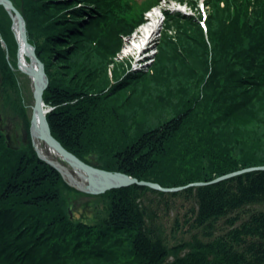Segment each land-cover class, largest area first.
<instances>
[{"label": "trees", "instance_id": "16d2710c", "mask_svg": "<svg viewBox=\"0 0 264 264\" xmlns=\"http://www.w3.org/2000/svg\"><path fill=\"white\" fill-rule=\"evenodd\" d=\"M11 1L45 65L52 135L86 163L165 188L264 166V0H208V41L195 18L166 12L176 40L166 37L151 73L123 70L114 81L123 38L158 0ZM12 26L0 5L12 58L0 43V72L17 91ZM68 191L77 190L30 139L12 150L0 131V264H264V171L174 193L110 190L97 197L109 212L95 223L76 217ZM176 201L205 240L169 245L152 206Z\"/></svg>", "mask_w": 264, "mask_h": 264}, {"label": "rangeland", "instance_id": "374dc122", "mask_svg": "<svg viewBox=\"0 0 264 264\" xmlns=\"http://www.w3.org/2000/svg\"><path fill=\"white\" fill-rule=\"evenodd\" d=\"M137 1L141 2L142 0H137ZM207 2L208 0H158L157 4L153 6V8L154 10H156L159 16L158 18L160 21L159 29L156 31L154 37H152L149 40L146 39L144 42H143V38L137 37L136 39H133L137 34L141 36L137 29L123 38L121 49L118 52V55L114 57L115 63L120 64L119 68L117 67L118 70L115 71V67H116L115 63L109 65L110 77L112 81H114L116 76L119 74V72L123 70H126V74L131 71H138V70H142L144 73L148 71L149 73H151L150 69L155 63V58L159 52L160 45L163 43V41H165L166 37H170L172 38L173 41H175L178 35L176 26L172 24H171L172 26L167 25V22L165 20L166 12L173 16L180 15L183 17L185 16L189 18L190 17L195 18V20L204 29L208 41L207 21L211 14L212 7L211 5L207 4ZM224 5H225L224 3H221L222 7ZM230 12H231V7H230ZM149 13L150 12L148 11L144 12L145 21L142 24H140L141 26L147 21ZM12 30L15 34L17 43H19L18 33L16 32L15 29L14 20H13ZM0 43L8 63L11 64L12 58L8 49V45H6L7 43L5 42V38L1 32H0ZM26 60L27 62H29V64L32 63L30 58L27 57ZM16 61H17V69L15 68L13 69L19 73L17 76L18 79V86H17L18 89L16 88L17 91L15 90V87H10L9 89L5 87V84H3L4 78L2 77L0 72V129H1L0 131H2V133L5 135V141L8 145L7 136L12 135V131L14 130L16 137L18 139V144L20 145V149H21L23 145H27L29 143V139L31 141L30 128H31L33 111L35 107V97H34L31 78L29 77V75L22 72L19 68V62H20L19 47L17 51ZM149 87H154V86H149ZM46 108L49 107L46 105ZM166 116L167 115H164L163 118H165ZM156 121L158 122V120L152 119L150 122L156 123ZM27 122L29 123L28 126H27ZM39 146L40 148L37 146L38 150L43 157L59 164L60 166H62L63 169L71 172V175H73L77 179L78 182H74L70 177L66 175V173H63L62 171L63 173L62 174L59 171L63 179L65 180L66 184L70 188L77 190L76 193L73 191H68V195L65 193V196L67 197L66 198L67 204H69V200H70L69 206L71 207V209H73V211L76 212V217L81 219L83 216L85 220H87L88 222H94V223L95 221L100 222L102 218L105 217V215H107L109 212L107 210L106 213L104 207H101L103 205L100 203V200L97 199V197L102 194L94 195L75 188L74 185H76V183H81L80 185L83 187L86 186L87 183H85V181L83 180V176L77 173V171L70 164L64 161L56 152L52 151V149L50 150V148H48V146H46L44 142H40ZM254 167H258V166H254ZM150 198L159 199L153 195ZM97 203H99L101 206L99 207L98 204V206L95 207ZM182 203L183 201H176L175 204L170 203V205H172L173 208L172 206L170 208H166L164 204L157 207L156 206L157 203H154V205L152 206V208H154V210L157 213L156 225L160 226L161 229H163L164 232L163 236L167 239L171 247L176 244H184L186 242H191L193 241L195 236L203 240L206 239L205 231L202 232L200 229H192L191 224L185 222L186 218H188V216L185 217V215L189 206L186 205L185 207L182 208V210H180L181 208L180 205ZM80 205L84 207L79 208ZM84 208L86 209L88 208L86 213H89V215H83ZM259 208H264V207H259ZM224 227H225L224 222L223 221L219 222L218 231L216 232V235H219L220 233H224L223 232ZM185 252L186 251H184L183 254H185Z\"/></svg>", "mask_w": 264, "mask_h": 264}, {"label": "water", "instance_id": "95a60500", "mask_svg": "<svg viewBox=\"0 0 264 264\" xmlns=\"http://www.w3.org/2000/svg\"><path fill=\"white\" fill-rule=\"evenodd\" d=\"M0 5L4 6L7 9L13 18L14 21H17L18 24V41L19 47L21 45H25L30 53L29 58L35 66V69L30 68L29 70H24L22 67L21 61L19 62V68L22 72L29 75L32 80L33 92L35 97V107L33 111V116L31 120V128H30V137L32 144L34 145L38 155L40 158L55 166L61 173L62 170L59 168V164L50 161L43 157L38 150L37 145L34 140V130L37 129V135L39 139L46 144L50 149L56 152L64 161L70 164L75 170L81 172L83 176V180L85 181L86 186H81L80 184L74 185L75 188L82 190L87 193H91L94 195H99L106 193L110 190L120 189L123 187H128L132 185H138L143 187H149L152 189L159 190L165 193H174L182 191L189 187H201L208 186L211 184L220 183L222 181L246 174L255 171H264V166L258 167H250L246 169H242L239 171H235L221 177H218L210 182H196L189 184L183 187H173V188H165L161 185L149 181L139 180L137 178L131 177L125 173L121 172H112L107 171L96 166L90 165L80 159L78 156L68 151L53 135L51 132V128L47 121L46 110H44V93L49 85V80L45 71L44 63L39 59L36 54V48L30 44L28 40V33L26 27V21L21 14V12L15 7L14 3L11 0H0ZM20 50V49H19ZM37 123V127H36ZM27 139V136H26ZM8 146L12 150H19L20 145L18 144V139L16 137L15 131H12V135L7 136ZM26 143V140H25ZM59 165V166H57ZM63 174V173H62Z\"/></svg>", "mask_w": 264, "mask_h": 264}, {"label": "bare ground", "instance_id": "6f19581e", "mask_svg": "<svg viewBox=\"0 0 264 264\" xmlns=\"http://www.w3.org/2000/svg\"><path fill=\"white\" fill-rule=\"evenodd\" d=\"M22 14V13H21ZM24 17V16H23ZM159 16H158V13L156 12V10H152L150 11V13L148 14V18H147V21L142 25L140 26L137 30L139 31V34L141 36H138L136 35L135 38L133 39H136L137 37L139 38H143V42L146 40V39H151L152 37L155 36V33L156 31L159 29ZM25 19V18H24ZM26 21V20H25ZM27 27V25H26ZM15 29H16V32L18 33V24H17V21H15ZM136 41V40H135ZM19 55H20V61L22 63V67L24 68V70H29L30 68L32 69H35V66L33 63L29 64V62H27V57L29 58L30 56V53L28 52V49L25 47V45H21V47H19ZM47 90V89H46ZM44 110H46V117H47V114L49 113V108H46V105L44 106ZM48 121V119H47ZM49 123V122H48ZM50 126V125H49ZM36 127H37V123H36ZM34 140H35V144L40 148V142H42L38 135H37V129L35 128L34 130ZM49 148V147H48ZM51 150V149H50ZM53 151V150H52ZM40 157V156H39ZM42 159V158H41ZM43 160V159H42ZM45 161V160H44ZM48 163V162H47ZM50 164V163H48ZM51 165V164H50ZM52 167H54L56 170H58L55 166L51 165ZM59 166V165H57ZM59 168L63 171V173H66V175L68 177H70L72 179V181L74 182H78L77 179L71 175V172H69L68 170H65L62 168V166H59ZM59 171V170H58ZM77 173L79 174H82L81 172H79L78 170H76ZM75 178V179H74ZM77 184H81V183H77ZM133 186V185H132ZM129 187V186H128ZM125 188V187H123ZM121 189V188H120Z\"/></svg>", "mask_w": 264, "mask_h": 264}]
</instances>
